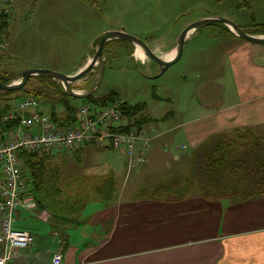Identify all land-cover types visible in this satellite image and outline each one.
Masks as SVG:
<instances>
[{"label":"rangeland","instance_id":"rangeland-1","mask_svg":"<svg viewBox=\"0 0 264 264\" xmlns=\"http://www.w3.org/2000/svg\"><path fill=\"white\" fill-rule=\"evenodd\" d=\"M7 6L9 11L4 13L9 28L3 37L8 44L0 48V62L2 70L15 77L12 82L19 81L22 72L29 68L52 69L61 73L72 71L86 58L93 57L99 35L110 30L123 29L167 57L176 51L184 28L197 20L225 17L245 30L253 29L256 23H264V0H11ZM1 7L0 4V11ZM224 32L223 23L218 22L197 27L187 37L181 58L162 73L160 65L149 56L145 54L143 60L137 56L136 45H128L126 49L122 47L120 55L106 61L103 81L93 94L94 98L114 90L120 100L131 105L144 104V115L155 118L154 122L160 129H172L167 140L173 136L175 145H187L180 149L172 146L171 151L192 152L191 139L185 130L194 132L206 121L202 115L213 112L210 108L204 110L202 103L215 97L230 100L236 96L233 95L234 86L245 84L239 79L242 69L234 66L230 57L231 49L238 45ZM245 50L249 51L248 48ZM107 55L108 52L103 55L105 60ZM249 65L258 69L252 62ZM99 73L100 68L96 66L91 83L98 79ZM82 79L76 81L73 88L87 92L91 85L87 87V82ZM23 90L27 93L30 90L51 91L38 77L30 78ZM197 102H200L199 106ZM90 103L93 105L88 98L76 99L77 105ZM154 122L147 123L149 128L154 127ZM147 125L143 127L146 132L149 129ZM263 127L255 126L259 131ZM7 129V123L0 122V134ZM103 144L86 143L82 146L85 148L83 153L76 147H70L59 157L60 160L65 157L63 178L79 179L73 183L80 192L91 188V176L102 177L100 174L109 171L116 174L120 187L127 184L125 170L128 159L118 149L105 148ZM134 179L137 177L133 173L129 185ZM193 190L199 193L194 187ZM72 193V190L68 192L69 196ZM25 213L23 211L22 218L15 221L19 228L26 226L35 230L40 226H50L41 217Z\"/></svg>","mask_w":264,"mask_h":264},{"label":"crops","instance_id":"crops-1","mask_svg":"<svg viewBox=\"0 0 264 264\" xmlns=\"http://www.w3.org/2000/svg\"><path fill=\"white\" fill-rule=\"evenodd\" d=\"M224 33L238 45L230 57L242 69L239 79L245 84L234 86L236 96L230 100L215 97L202 103L204 110L213 112L202 115L206 121L194 132L185 130L193 151H171L172 146L187 145H175L173 136L167 140L171 128L162 130L154 121V127L146 124L150 132L144 131L152 136L148 161L132 169L127 162V184L120 187L116 179L112 201L91 200L78 216H51L49 227L22 226L34 233L35 241L16 251L8 264H53L57 252L63 264H264V196L235 200L229 195L208 198L193 189L187 194L154 192L164 184H185L192 154L209 136L264 125V43ZM89 61L86 58L68 73ZM83 148L75 149L83 153ZM133 173L137 179L129 185ZM105 174L117 178L112 171L100 175ZM41 209L46 208L25 212L40 217Z\"/></svg>","mask_w":264,"mask_h":264},{"label":"trees","instance_id":"trees-1","mask_svg":"<svg viewBox=\"0 0 264 264\" xmlns=\"http://www.w3.org/2000/svg\"><path fill=\"white\" fill-rule=\"evenodd\" d=\"M223 25L225 32L232 31L227 25ZM8 28V18L3 11H0V36H4ZM246 31L253 34H264V23H256L253 29H246ZM98 40L99 38L96 45ZM128 45L135 46L134 43L121 38L108 40L104 47V54L105 52L109 54L105 62L120 55L119 49L122 47L126 49L125 47ZM1 57L2 55H0ZM6 73L2 70L0 62V80L4 83H11L15 77ZM34 77L44 80L45 86L51 91L31 92L30 90L27 93L23 88L19 90L0 89L2 110L12 108L17 99L21 98V94L24 96L28 94L40 100L44 110L48 109L46 111L52 115L58 126L75 125L79 119L78 107L81 106L76 104L78 97L70 95L63 83L57 79L41 75L31 76V78ZM91 77L92 72L82 79L83 82H87V87L90 85L92 87L96 82L95 80L94 83H91L94 80ZM74 84L76 83H72L73 87ZM87 98L93 102V105L91 103L90 105L94 108H104L115 102H120L121 122L119 126L115 127L116 130L142 131L145 124L155 121V118L143 114L146 107L144 104L131 105L125 100H120L114 90L99 98H94L93 94ZM7 126H11V123ZM69 150L70 148L39 151L19 150L24 175L39 207L49 209L52 216L57 218L80 215L85 205L91 200L110 203L113 195L117 192L116 179L110 174L102 177L91 176L89 178L91 188L86 192H80L73 183L74 180L79 179H64L65 157L61 160L59 157ZM193 187L208 198L229 195L235 200H247L255 196H264V127L261 131L257 130L255 126L238 127L232 131H223L209 136L194 150L185 184L178 186L164 184L154 192L168 191L169 193L187 194ZM71 190L73 193L69 196L68 192ZM60 194H62L61 197H59Z\"/></svg>","mask_w":264,"mask_h":264},{"label":"built area","instance_id":"built-area-1","mask_svg":"<svg viewBox=\"0 0 264 264\" xmlns=\"http://www.w3.org/2000/svg\"><path fill=\"white\" fill-rule=\"evenodd\" d=\"M10 1L0 0L3 12L9 11L7 4ZM7 44L6 38L0 36V48ZM120 106V102L104 108L82 104L78 107V122L67 127L58 126L34 96L18 98L15 105L5 111L0 107V122L11 123L7 131L0 134V264H8L16 251L35 241L31 230L15 225L21 211L32 212L39 207L24 175L19 150H55L104 142L125 152L131 169L148 161L151 137L144 130L115 129L121 121ZM38 215L45 221L51 218L48 209L39 210ZM52 262L63 264L60 252L54 254Z\"/></svg>","mask_w":264,"mask_h":264},{"label":"water","instance_id":"water-1","mask_svg":"<svg viewBox=\"0 0 264 264\" xmlns=\"http://www.w3.org/2000/svg\"><path fill=\"white\" fill-rule=\"evenodd\" d=\"M223 23L227 25L233 32H235L238 36L245 38L249 41H254L258 43H264V35L263 34H253L249 33L246 31L244 28L239 26L236 22L225 18V17H220V16H213V17H208L204 18L201 20H197L195 22L190 23L187 25L184 30L181 32L178 41H177V46H176V51L172 57H165L160 54H158L154 49L150 48V46L142 39L139 37L129 34L125 32L123 29L119 30H110L106 33H104L98 40V43L96 45V51L93 57L90 59V61L79 71L75 73H61L56 70L52 69H45V68H29L25 71L22 72V77L19 81L16 82H11V83H4L0 80V89L2 90H19L23 88L28 80L31 78L33 75H41V76H46L49 78H54L63 83L65 86L66 91L72 95L76 96L78 98H87L90 95L94 94L95 91L99 88L103 81V77L105 74V67H106V62L104 59V47L105 44L108 40L114 39V38H121L128 40L134 45H136L138 48H141L144 53L149 56L152 60L156 61L161 68V73L164 72L171 64L175 63L178 61L183 53L184 50V44L187 39V37L190 35V33L196 29L199 26L207 25L210 23ZM96 66H99L100 68V73L98 76V79L94 83V85L87 91V92H79L76 91L72 83L81 80L84 78L87 74L91 73Z\"/></svg>","mask_w":264,"mask_h":264},{"label":"bare ground","instance_id":"bare-ground-1","mask_svg":"<svg viewBox=\"0 0 264 264\" xmlns=\"http://www.w3.org/2000/svg\"><path fill=\"white\" fill-rule=\"evenodd\" d=\"M174 51H173V53L171 52V53H169L168 54V56L167 57H171L172 55H174ZM137 56L139 57V58H141V59H144L145 58V53H144V51L141 49V48H138V50H137ZM6 68V67H5Z\"/></svg>","mask_w":264,"mask_h":264}]
</instances>
